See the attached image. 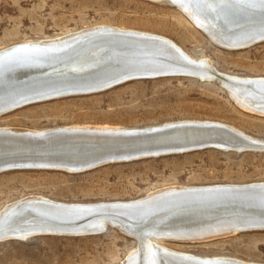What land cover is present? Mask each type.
<instances>
[{"label": "bare ground", "instance_id": "obj_1", "mask_svg": "<svg viewBox=\"0 0 264 264\" xmlns=\"http://www.w3.org/2000/svg\"><path fill=\"white\" fill-rule=\"evenodd\" d=\"M169 1L220 46L243 48L264 41V0ZM162 75L216 79L241 107L264 115V76L224 73L165 36L105 24L0 48V115L31 103L97 93ZM197 146L264 149V139L214 120H178L141 128L2 126L0 172L21 168L75 172L113 161L202 149ZM110 224L137 242L119 264H264L200 256L165 244L264 230V181L171 185L133 199L84 203L28 195L0 209V240L91 234Z\"/></svg>", "mask_w": 264, "mask_h": 264}, {"label": "rangeland", "instance_id": "obj_2", "mask_svg": "<svg viewBox=\"0 0 264 264\" xmlns=\"http://www.w3.org/2000/svg\"><path fill=\"white\" fill-rule=\"evenodd\" d=\"M100 24L165 36L224 73L264 76V41L243 48L220 46L169 0H0V48ZM178 120L219 121L264 139V115L241 107L218 80L185 75L130 80L97 93L23 105L0 115V127L141 128ZM252 181H264V149L202 148L113 161L75 172L21 168L0 172V209L28 195L84 203L133 199L171 185ZM136 243L110 225L91 234H36L0 240V264H119ZM165 244L200 256L264 263L263 229Z\"/></svg>", "mask_w": 264, "mask_h": 264}, {"label": "water", "instance_id": "obj_3", "mask_svg": "<svg viewBox=\"0 0 264 264\" xmlns=\"http://www.w3.org/2000/svg\"><path fill=\"white\" fill-rule=\"evenodd\" d=\"M176 125H178V124H176ZM175 126V125H174ZM201 128H204V127H196V129H201ZM78 147V146H77ZM197 147H199V146H197ZM203 147H206V146H203ZM203 147H199V148H203ZM224 148H226V149H232V150H239V151H243V150H245V148H239V149H237V148H232V147H228V146H224ZM228 190V189H227ZM232 192H243V191H238V190H232ZM122 208H124V207H122ZM131 208H133V207H131ZM125 209H130V207L129 208H125ZM111 226H113V227H116V228H118L116 225H114V224H110Z\"/></svg>", "mask_w": 264, "mask_h": 264}]
</instances>
